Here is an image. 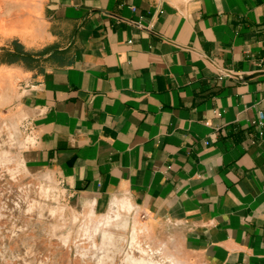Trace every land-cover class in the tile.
Masks as SVG:
<instances>
[{
  "label": "crops",
  "instance_id": "crops-1",
  "mask_svg": "<svg viewBox=\"0 0 264 264\" xmlns=\"http://www.w3.org/2000/svg\"><path fill=\"white\" fill-rule=\"evenodd\" d=\"M0 70L27 176L191 264H264V0H0Z\"/></svg>",
  "mask_w": 264,
  "mask_h": 264
},
{
  "label": "rangeland",
  "instance_id": "rangeland-1",
  "mask_svg": "<svg viewBox=\"0 0 264 264\" xmlns=\"http://www.w3.org/2000/svg\"><path fill=\"white\" fill-rule=\"evenodd\" d=\"M18 82L0 70V264H126L127 254L142 257L138 247L157 264H191L173 245L150 243L115 202L103 212L93 206L78 211L49 179L27 176L12 116ZM116 214L127 219L126 230L103 227ZM132 226L138 234L130 249ZM102 229L115 237L111 245L102 244Z\"/></svg>",
  "mask_w": 264,
  "mask_h": 264
},
{
  "label": "bare ground",
  "instance_id": "bare-ground-1",
  "mask_svg": "<svg viewBox=\"0 0 264 264\" xmlns=\"http://www.w3.org/2000/svg\"><path fill=\"white\" fill-rule=\"evenodd\" d=\"M45 191V190H44ZM121 210L128 212V205L127 203H122L121 204ZM128 226V221L126 218H122L120 215L116 214L114 217H106L104 219L103 227L108 228V227H113V228H120L122 230H126ZM137 231L135 230V227L132 228L131 231V242H130V249H133L134 246H136V235ZM101 236H102V244L104 242H110V245L112 244L111 242L114 240L115 237H113V234L109 231H106L105 229L101 230ZM104 245V244H103ZM109 245V244H108ZM107 245V246H108ZM102 246V245H101ZM106 245H104L105 247ZM138 251L141 253L142 257L140 258H134L132 255L127 254L125 257V262L126 264H157L150 259L147 258V252L140 247H138ZM101 257V256H100Z\"/></svg>",
  "mask_w": 264,
  "mask_h": 264
},
{
  "label": "built area",
  "instance_id": "built-area-1",
  "mask_svg": "<svg viewBox=\"0 0 264 264\" xmlns=\"http://www.w3.org/2000/svg\"><path fill=\"white\" fill-rule=\"evenodd\" d=\"M21 130L23 132V134L25 135V137H28L31 135L32 132V127L29 121L25 122L22 126H21Z\"/></svg>",
  "mask_w": 264,
  "mask_h": 264
}]
</instances>
